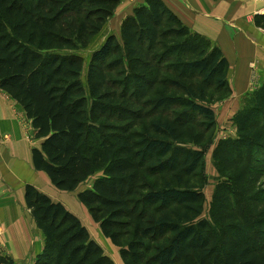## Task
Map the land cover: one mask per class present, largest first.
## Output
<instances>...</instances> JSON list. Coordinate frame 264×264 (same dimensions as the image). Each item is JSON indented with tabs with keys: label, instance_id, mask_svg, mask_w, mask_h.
Listing matches in <instances>:
<instances>
[{
	"label": "trees",
	"instance_id": "trees-1",
	"mask_svg": "<svg viewBox=\"0 0 264 264\" xmlns=\"http://www.w3.org/2000/svg\"><path fill=\"white\" fill-rule=\"evenodd\" d=\"M120 0H0V88L32 120L35 169L78 197L125 264H264V83L237 115L239 136L214 158L230 176L203 218L188 178L216 126L210 106L230 94L222 50L163 0H145L92 54L86 48ZM255 23L264 29V14ZM182 143L201 150L183 152ZM45 245L34 264H115L78 216L26 186ZM0 264H13L1 256Z\"/></svg>",
	"mask_w": 264,
	"mask_h": 264
},
{
	"label": "crops",
	"instance_id": "crops-1",
	"mask_svg": "<svg viewBox=\"0 0 264 264\" xmlns=\"http://www.w3.org/2000/svg\"><path fill=\"white\" fill-rule=\"evenodd\" d=\"M163 1L193 33L206 37L213 46L222 50L229 61V80L234 84V90L244 93L249 91L255 74L260 82L258 87L264 83V29L255 23L256 15L264 13V0ZM144 2L145 0H133L134 7H131L129 14ZM125 17L127 15H123ZM121 24L122 19L119 25L114 23L109 28L106 26L104 30L107 33L95 38L96 48H101L110 35L118 36ZM36 132L23 107L0 88V203L5 202L0 217L6 227L3 234L10 237H6L4 241L8 243L9 240L14 244L5 254L13 262L19 261L22 264H34L36 256L43 251L45 245L43 232L25 211L28 208L26 186L34 185L54 201L63 203L67 209V198L55 196L58 192L72 193L58 189L46 173L35 169L33 149L41 148L43 143V139L36 138ZM7 188L13 193L10 194ZM14 197L16 198L13 199ZM77 205L83 213L84 205ZM73 212L77 214V211ZM34 229L42 233L36 241L32 239ZM92 238L102 246L98 239ZM113 246L111 250L118 253V247Z\"/></svg>",
	"mask_w": 264,
	"mask_h": 264
},
{
	"label": "rangeland",
	"instance_id": "rangeland-1",
	"mask_svg": "<svg viewBox=\"0 0 264 264\" xmlns=\"http://www.w3.org/2000/svg\"><path fill=\"white\" fill-rule=\"evenodd\" d=\"M131 7H134L133 0H120V4L118 8L116 9V12L114 13V15L109 18L103 30L93 38V40L91 41L88 47L86 48L79 47L78 49H75V50H67V51L65 50L64 51L69 54H76L83 59V68H84V71H83L84 81L83 82L86 81L87 68L90 64L92 54L97 49L96 48L97 39L95 38L99 35L101 37L104 36L107 33L104 30L105 27L107 26V28H109L113 26L114 23L116 25H119V23L121 22V19H122V24H121V31H122V25L124 21L126 20L128 16L131 15L129 14L131 12ZM123 15H127V17L123 18ZM117 31L119 32V30ZM117 37L119 38L120 41H122V32L121 33L119 32ZM98 40L100 42L99 38ZM259 83L260 82L258 81V75L255 74L254 81L252 82L251 87L249 88V91L244 93L238 90H234L232 87L234 84L229 80V85L231 88L230 94L227 95L225 98H222V99L215 98L214 100H212V102H209L210 106L214 109L215 114H216V126L214 130L212 131L210 141L207 144V147L205 148V151H204L205 155L200 164V167L197 169L196 172H194L192 175L188 177L190 179V184L196 185L198 188H201L203 190V193H204V211L202 214L203 218H209L213 197L219 191L220 186L225 183L231 186V183H232L230 180V176H228V174L223 170L221 163L214 158V151L220 145L222 141L227 140V139H237L238 138L239 129H238L237 119H236L237 115L241 110L244 109L245 104L247 103L249 97H251L253 93L256 91ZM178 146L183 148L184 150L183 152H187V151L196 152L202 149L200 145L193 144V143H182V144H178ZM9 165L10 164H8V166ZM38 175H41V174H38ZM102 175H103V171H100L96 173L93 177L88 179L86 182L82 183L80 187L78 188V190L72 191V193L58 192V194L55 197L58 198L59 196H63L61 198H64V197L67 198L66 200L68 202V207L71 210V212L73 210L77 211V214L74 212L73 213L76 216H78L80 220L83 222V224L87 227L88 231L91 234V237L93 236L95 239H98L101 242L102 246H104L105 248V249L103 248L104 251L106 250L105 254L109 256L113 261L115 260L114 261L115 264H125L121 256V253H120V248L118 247V253L117 252L114 253L115 251L111 250V247L112 248L114 247L113 242L111 241V239L104 236L100 228V225L94 221L88 208L83 203H81L78 197L79 192L87 188H90L94 184L95 180L101 177ZM22 186L24 187V184ZM257 187H258L257 191L264 190V177H262L257 182ZM6 190H8L9 193L11 191L9 188H7ZM12 193L13 192H11L10 194ZM14 193H17L16 190H14ZM16 197H14L13 199H15ZM4 203L5 202L0 203V211H2V205ZM78 203L79 204L81 203L82 206L84 205L83 213L78 208L79 207L77 205ZM25 211L27 212V214L31 216L33 222H35V225H36V220L33 218L31 210L27 208L25 209ZM0 216H2L1 213H0ZM3 230L5 231L6 227H5L3 219H1L0 217V257L1 256L7 257L8 255H6L5 252L8 250V248H11V246H13L14 244L11 243V241L9 240H8V243L4 241L6 237L7 238H10V237L9 235L8 236L4 235ZM41 234H42L41 231H37L36 229H34V234H33L32 239L34 241L38 240L42 236ZM37 256H36V259H37ZM13 264H22V262L14 261Z\"/></svg>",
	"mask_w": 264,
	"mask_h": 264
}]
</instances>
